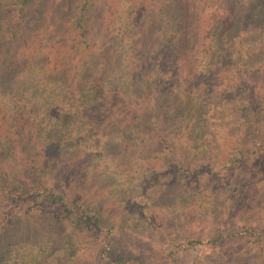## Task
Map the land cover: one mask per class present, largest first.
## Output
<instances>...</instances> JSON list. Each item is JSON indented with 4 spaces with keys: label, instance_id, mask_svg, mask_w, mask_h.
<instances>
[{
    "label": "rangeland",
    "instance_id": "374dc122",
    "mask_svg": "<svg viewBox=\"0 0 264 264\" xmlns=\"http://www.w3.org/2000/svg\"><path fill=\"white\" fill-rule=\"evenodd\" d=\"M246 1L89 0L83 18L89 25L95 23L97 29L99 24L117 27L127 15L112 12L118 8L116 2L124 7L141 4L136 12L138 21L158 25L165 13L186 3L187 11L197 9L194 15L203 21L210 6L219 5L230 13L232 5H248ZM0 2V55L6 54L5 59L0 58V81L6 80L2 60L15 67V60L41 52V45L51 55L67 53L69 58L88 50L76 22L82 17L84 0ZM13 31L15 39H11ZM156 33V29L151 30L152 37ZM250 36L254 42L261 38ZM46 37L50 41L44 40ZM75 60L78 65L77 56ZM232 68L219 66L214 70L220 96L229 104L215 110L210 120V143L198 151L180 143L171 152L148 141V146H109L94 161V167L78 161V168L70 163L71 168L62 159L52 163L43 159L41 167L29 170L26 163L33 164L41 148L32 144V137L0 145V166L18 168L21 182H28L36 172L46 184L53 182L75 197L95 201L101 209L102 226H113L112 246L104 249L101 237L88 228L74 232L67 220L54 230L46 228L42 213L52 208L49 201L34 197L16 200L0 192V241L23 230L27 240L20 246L29 249H21L38 258V264H55L51 261L57 256L60 261L58 246L66 253L64 264H108L107 260L119 254L133 255L136 260L131 264H264V237L258 234L264 228V153L255 151L259 136L252 129L246 130L241 113L232 107L242 102L239 97L246 90L264 102V70L245 76V69ZM62 69L67 70L65 64ZM220 121L223 129L213 125ZM58 240L60 244L55 246ZM9 258L5 264H12L17 257L10 252ZM17 261L22 264L25 260L19 257Z\"/></svg>",
    "mask_w": 264,
    "mask_h": 264
},
{
    "label": "trees",
    "instance_id": "16d2710c",
    "mask_svg": "<svg viewBox=\"0 0 264 264\" xmlns=\"http://www.w3.org/2000/svg\"><path fill=\"white\" fill-rule=\"evenodd\" d=\"M246 2L248 5H232L230 13L219 5L210 6L203 21L194 15L197 9L189 12L185 3L165 13L158 25L138 21L136 12L141 4L124 7L116 2L118 8L112 12L123 11L127 16L117 27L99 24L97 29L95 23L89 25L83 18L89 5V0H84L82 17L76 22L88 50L69 58L67 53L51 55L41 45V52L15 60V67L1 61L6 80L0 81V145L32 137V144L41 148L34 163H26L29 170L41 167L43 159L48 163L62 159L77 168L81 161L94 167V161L109 146H148V141H155L171 152L180 143L195 151L208 146L210 120L217 108L229 104L220 96L215 68L240 67L245 76L264 70V0ZM2 6L0 2V13ZM250 33L261 38L254 42ZM15 38L13 31L11 39ZM44 40L50 41L48 37ZM256 97L246 90L239 97L242 102L232 107L241 113L246 130L259 136L255 151L264 153V102ZM213 125L223 129L222 121ZM18 170L0 166V192L16 200L34 197L49 201L52 208L42 213L46 228L54 230L67 220L74 232L88 228L101 237L104 249L112 246L113 226H102L101 209L95 201L75 197L53 182L46 184L36 172L37 180L28 176V182H21ZM258 232L264 237V228ZM4 238L0 241V264L10 262V252L24 259L22 264L41 263L21 249H29L20 246L27 240L23 230ZM41 243L50 245L49 241ZM59 244L58 240L55 246ZM56 251L60 261L57 256L51 262L64 264L63 248L58 246ZM17 258L12 264L20 263ZM135 260L131 254H119L107 263L131 264Z\"/></svg>",
    "mask_w": 264,
    "mask_h": 264
}]
</instances>
